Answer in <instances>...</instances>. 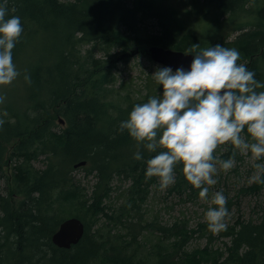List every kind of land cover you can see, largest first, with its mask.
I'll use <instances>...</instances> for the list:
<instances>
[{"label":"trees","instance_id":"trees-1","mask_svg":"<svg viewBox=\"0 0 264 264\" xmlns=\"http://www.w3.org/2000/svg\"><path fill=\"white\" fill-rule=\"evenodd\" d=\"M205 1L232 14L247 3ZM7 9L9 18H21L23 27L13 49L14 64L26 61L32 52L37 55L36 44L45 47L49 33L54 39L49 51L52 56L32 63L26 72L31 77L29 104L12 110L0 106V120L4 121L0 126V170L3 162L13 167L6 190H0V264H264V206L261 220L246 221L239 216L217 235L208 233L205 221L191 227L187 217L165 225L147 217L145 204L158 180L145 179L147 160L158 153H149L126 130H119L133 103L111 99V69L132 49L141 52L157 45L184 51L198 44V36L186 29L176 9L161 0H7ZM257 13L261 24L241 31L223 46L237 49L238 63L254 71L261 82L264 6ZM151 18L157 26L153 31L146 27ZM116 54L121 55L114 58ZM151 92L149 87L146 102ZM126 100L131 101L129 95ZM52 108L57 112L55 122L60 117L65 120L63 128L46 116ZM233 150L230 145V152ZM137 151L140 160L133 158ZM41 155L48 163L37 168L34 161ZM83 160L97 171L98 182H112L115 175L123 173L131 179L126 200L115 213L112 205L104 204L110 190L87 198L81 182L68 178L74 165ZM182 167L175 168L174 185L192 189ZM11 183L14 191H10ZM263 187L255 183L248 188L259 193ZM12 195L22 198L16 203ZM73 205L76 213L61 215L62 206ZM72 216L84 221L85 235L71 248H60L52 241L53 233ZM113 218L122 222L126 231L111 227L108 220ZM144 229L160 233L148 262L138 258V236ZM202 233L209 234L206 246L188 249L192 239ZM218 237L229 239L215 248L212 242Z\"/></svg>","mask_w":264,"mask_h":264},{"label":"clouds","instance_id":"clouds-1","mask_svg":"<svg viewBox=\"0 0 264 264\" xmlns=\"http://www.w3.org/2000/svg\"><path fill=\"white\" fill-rule=\"evenodd\" d=\"M22 33L21 18H9L4 0L0 4V86L11 85L20 76L13 49ZM198 48L200 44H192L184 50V55L194 57L190 70L157 68L152 78L163 86L162 95L135 104L119 130H126L149 153H158L147 160L145 179L157 178L162 191L175 183V168L183 165L187 182L209 205L204 214L208 231L217 234L227 229L230 213L223 192L209 199L208 186L217 183L213 177L220 170L227 173L235 167L237 151L250 153L254 162L249 184H264V163H256L264 159V91H258L264 83L238 63L237 49L220 44ZM24 79L31 83L30 75ZM4 99L0 96V103ZM3 123L0 120V126ZM228 144L234 150L227 160L215 155L219 146ZM133 158L142 159L140 151Z\"/></svg>","mask_w":264,"mask_h":264},{"label":"rangeland","instance_id":"rangeland-1","mask_svg":"<svg viewBox=\"0 0 264 264\" xmlns=\"http://www.w3.org/2000/svg\"><path fill=\"white\" fill-rule=\"evenodd\" d=\"M161 1L166 3L170 8L176 9L186 29L198 36L197 40L198 44H200L199 50L215 46L216 44L223 45L224 41L231 42L241 31L251 29L255 25L261 24L262 17L258 15L257 12L264 6V0H247L243 10L232 14L231 12H222L220 9L216 8L214 4L206 2L205 0ZM154 21L155 20L152 18L147 20L146 27L148 30L153 31L156 29L157 26L154 24ZM45 37L47 40L45 47L36 44L35 52L37 55H34L32 52L26 61L22 60L15 63L17 70L20 72V76L11 85L0 86V96L5 97L3 103H0L1 107L12 110L13 107L22 108V105L29 104L27 101L30 100H27V97L31 94V91L24 76L27 74L26 72L32 63H42V61H44L43 59L52 56V53L49 51L53 46L52 39H54V36H52V33H49V35ZM40 42H42V38ZM91 46L92 44L86 45V47ZM83 48L85 49V46ZM147 49L132 55L123 56V59L117 60L116 65L112 66L111 70L114 80L109 86L111 89V99L119 100L124 104H126V102L127 104L133 103V106L137 103H144L147 99L145 95L148 93L149 87H152L149 98L162 95L163 86L155 83L152 74L157 68L166 66L151 59L147 54ZM115 51L117 52V49L112 52L114 53ZM118 53H120V50ZM103 54V52H98V55ZM120 55L121 54H116L114 58ZM263 59L264 58L261 59V71H263L264 74ZM95 75H98V72H96ZM260 80L261 83H264L263 78H260ZM128 95L131 98L130 102L126 100ZM56 113L55 109L52 108L47 112L46 116L55 122L57 117ZM57 121L55 123L58 125V128H63L66 125V123ZM215 155L219 156L220 159L227 160L232 155L230 152V144L219 146ZM235 160L236 164L233 169L229 170L227 173L220 170L218 175L213 177L217 180V183L208 186L209 199L212 194L217 191H222L227 197L226 207L230 213V217L226 219L227 226L237 221L239 216H242L246 221L261 220L262 207L264 206V187L259 193H254L248 188L255 184H249L248 182L254 171V162L251 159V154L249 153L245 156L237 151ZM34 163L37 168H44L48 160L45 155H41ZM87 163L76 168L74 167L67 174L68 178L73 176L76 180L81 182L83 193L87 198L91 195L99 197L106 189H108V191L110 190L109 196L105 197L104 204L112 205V213H115L119 205L126 200L127 189L131 185V179L127 178L126 174L123 173L121 175H115L112 182L107 179L102 183L98 182L99 178L96 176L97 171H92V164ZM256 163H264V159L256 161ZM2 165V170H0V190L5 191L9 184V180H11L13 167L7 162H3ZM177 175L178 173L175 170V176ZM10 191H14L13 183L10 185ZM12 196L16 203L22 198L15 195ZM145 205L149 220L155 219L162 225H165L173 223L177 218L187 217L190 221L189 226L191 227H195L200 222L204 221V214L209 206L207 201H202L199 198L198 189L194 187H192V189H180L173 184L162 191L159 187L158 180L151 186L150 196ZM112 208L109 210H112ZM62 209L64 210L61 212V215H70L77 212L75 205L71 207L62 206ZM108 222L111 227L126 231L125 225L121 224L122 222H117L115 218L112 220L109 219ZM208 233L211 232L208 231ZM208 233L204 236L202 233L193 238L188 249L191 250L198 246H206L208 243ZM159 235L160 233L156 232V230L151 231L150 229H144L142 231V235L138 236L141 242L138 258L143 259L145 262L152 259L150 251L152 245L157 242ZM201 235L202 237L200 238ZM228 239L229 237H218L215 238L212 243L215 248H218L222 246L223 240Z\"/></svg>","mask_w":264,"mask_h":264},{"label":"water","instance_id":"water-1","mask_svg":"<svg viewBox=\"0 0 264 264\" xmlns=\"http://www.w3.org/2000/svg\"><path fill=\"white\" fill-rule=\"evenodd\" d=\"M139 52V49H132L130 52L124 53L122 56L132 55ZM148 56L154 61L171 67L173 71L183 67L185 70H190L193 55H184L183 50H176L173 48H166L163 46L151 45L147 49ZM60 122L64 123L65 120L60 117ZM87 161H79L74 166L79 167L86 164ZM85 235V223L77 217L72 216L66 218L59 226L57 231L52 236L53 243L60 247L69 249L73 245L78 244Z\"/></svg>","mask_w":264,"mask_h":264},{"label":"bare ground","instance_id":"bare-ground-1","mask_svg":"<svg viewBox=\"0 0 264 264\" xmlns=\"http://www.w3.org/2000/svg\"><path fill=\"white\" fill-rule=\"evenodd\" d=\"M61 118H62V117H61ZM64 123H65V122H64ZM62 222H63V221H62ZM56 231H57V230H56ZM56 231H55V232H56ZM85 231H86V225H85ZM55 232H54V233H55ZM54 233H53V234H54Z\"/></svg>","mask_w":264,"mask_h":264}]
</instances>
